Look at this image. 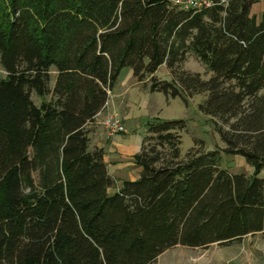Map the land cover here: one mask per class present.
Wrapping results in <instances>:
<instances>
[{"label": "trees", "instance_id": "trees-1", "mask_svg": "<svg viewBox=\"0 0 264 264\" xmlns=\"http://www.w3.org/2000/svg\"><path fill=\"white\" fill-rule=\"evenodd\" d=\"M257 1L0 0V264H152L177 245L264 231ZM190 52L209 79L180 71ZM163 64L171 80L155 75ZM125 68L168 98L207 94L200 109L225 148L196 143L183 156L185 121L148 120L156 144L134 156L140 177L110 192L92 126ZM221 151L243 156L252 174L221 168Z\"/></svg>", "mask_w": 264, "mask_h": 264}, {"label": "rangeland", "instance_id": "rangeland-1", "mask_svg": "<svg viewBox=\"0 0 264 264\" xmlns=\"http://www.w3.org/2000/svg\"><path fill=\"white\" fill-rule=\"evenodd\" d=\"M252 13L257 16L259 21L264 18V0H259L253 5ZM180 71L200 73L201 77L205 80L213 75L205 64L191 52L181 64ZM55 75L56 72L53 71V77ZM155 75L163 80L172 79V75L165 65L159 67ZM0 76H6V71L1 64V54ZM143 87L149 89L145 84H143ZM149 91L152 109L157 110L154 113L155 115L152 113L151 119H182L185 121L186 127L181 132V153L183 156L196 143H198L196 147H200L204 151L225 148L226 145L221 140L212 118L204 114L200 109V104L206 99L207 94H196L190 97L188 101H185L182 97H167V99L162 92H152L150 89ZM32 98L37 104L41 102V98L35 93L32 94ZM215 119L219 121V119ZM219 123L221 124V121ZM151 135V133H147L145 135L147 137L144 138V143L147 148L156 144V141L150 138ZM158 147L161 148V146ZM221 168L231 174L245 173L250 175L253 172V167L248 164L243 156L231 155L224 151H221ZM152 264H264V231L249 234L241 240L228 244L213 243L207 247L177 245L167 249Z\"/></svg>", "mask_w": 264, "mask_h": 264}, {"label": "crops", "instance_id": "crops-1", "mask_svg": "<svg viewBox=\"0 0 264 264\" xmlns=\"http://www.w3.org/2000/svg\"><path fill=\"white\" fill-rule=\"evenodd\" d=\"M143 84L135 78L132 68L123 69L108 104L98 113L92 126V145L105 150L108 170L116 180L117 186L110 188V192L118 190L125 180L134 181L141 175L142 168L134 162V156L141 151L146 123L157 112L152 109L150 91ZM113 111L121 116L127 132L110 134L102 124L105 115Z\"/></svg>", "mask_w": 264, "mask_h": 264}, {"label": "built area", "instance_id": "built-area-1", "mask_svg": "<svg viewBox=\"0 0 264 264\" xmlns=\"http://www.w3.org/2000/svg\"><path fill=\"white\" fill-rule=\"evenodd\" d=\"M172 1L174 4L184 9H190V8L200 9L203 7L210 6L212 4V0H172ZM107 104H108V101L106 105ZM102 124L106 127L107 131L110 134L127 132V128L122 118L115 111L107 113L102 120Z\"/></svg>", "mask_w": 264, "mask_h": 264}]
</instances>
